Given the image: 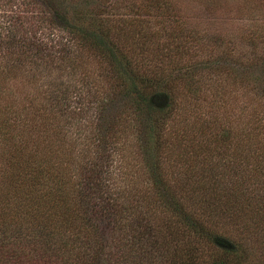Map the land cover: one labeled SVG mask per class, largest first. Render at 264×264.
I'll use <instances>...</instances> for the list:
<instances>
[{
	"label": "trees",
	"instance_id": "trees-1",
	"mask_svg": "<svg viewBox=\"0 0 264 264\" xmlns=\"http://www.w3.org/2000/svg\"><path fill=\"white\" fill-rule=\"evenodd\" d=\"M128 1L0 0L18 21L0 30V264L249 261L223 226L248 210L232 188L249 173L258 184L264 156L218 106L232 99L243 115L261 94L264 112V81L243 75L264 62V31L220 27L211 39L170 0ZM89 109L81 142L69 123ZM46 122L57 144L42 139Z\"/></svg>",
	"mask_w": 264,
	"mask_h": 264
},
{
	"label": "rangeland",
	"instance_id": "rangeland-1",
	"mask_svg": "<svg viewBox=\"0 0 264 264\" xmlns=\"http://www.w3.org/2000/svg\"><path fill=\"white\" fill-rule=\"evenodd\" d=\"M171 2L175 3V10L179 15V18L182 20H185L188 22L189 27L196 26L199 28H204L208 26L210 29L209 36L212 39L213 33L217 32V28L220 27H227L232 28L233 30L237 29H244V31L248 28H253L255 31H264V0H170ZM126 2H129L128 0H120L119 8L130 11L129 7H126ZM131 2V1H130ZM4 3V2H3ZM2 3V4H3ZM0 3V30H4V26L9 23L10 20L13 17L10 16V12H8L9 9H4L5 5H2ZM15 21V20H14ZM16 24L18 21H15ZM244 32L240 33V41L243 39ZM243 46V45H242ZM84 58V59H83ZM83 59V67L87 68L88 71L94 70L95 67V61L92 59V57H85V54L82 55L81 60ZM232 62L234 64L240 63L238 58L232 57ZM84 69V68H83ZM252 75L253 77L256 75L261 80L264 81V62H262L260 65L253 67V70H246L243 75ZM1 75V74H0ZM61 79V78H59ZM258 84L263 85L262 83H255L254 86H257ZM262 87V86H261ZM28 91L32 93L33 97H36L38 94L36 91H33L30 87H28ZM255 90H258L255 89ZM237 89L234 88L232 91L233 93H237ZM252 96V94H251ZM250 96V97H251ZM263 95H257V97L254 99L255 103L253 102L248 110L245 109V112H243V115L239 114V110L237 109V106L232 103V99H228L227 103H224L220 106H218V114L222 115V120L224 122V125H234L238 126V128H242L241 126L246 129V136L249 135L250 140L252 142L259 141L258 145H255L253 147V151H260L261 155L264 156V133H261V127L259 126L262 123V126H264V112L262 109V104H260L259 100H262ZM164 100L161 98L158 99V103L162 104ZM237 102V100H236ZM92 109L84 110V112L81 114V117H75V119H71L72 122L69 124L72 126L73 129L77 130L79 128V131L81 132V135L76 131V140L81 142H86L89 139L83 137L84 131H81L84 127H94V125L91 123L93 118ZM57 122L54 120V124ZM134 123V121L130 122ZM239 124V125H238ZM52 123H45V131L44 135L42 136V139L45 140V143H49V146L52 144H57L59 141V135L56 134L54 127ZM241 125V126H240ZM55 126V125H54ZM127 127L128 124H125ZM258 126V127H257ZM125 131L130 132V128L123 129ZM37 130L32 131L30 134L36 133ZM248 137V136H247ZM41 138V137H40ZM130 138V136L128 137ZM33 139V138H32ZM72 139V138H71ZM34 141V139L32 140ZM52 143V144H51ZM72 143V140L70 141V144ZM37 144V142H36ZM38 145V144H37ZM233 145V144H232ZM43 148L42 144L40 146ZM127 148H129L127 146ZM254 153V152H253ZM80 154V155H79ZM79 155L75 161L76 166L79 161H81L82 158H86L87 155L85 152H79ZM51 155V153H50ZM129 157H131V154H128ZM247 159H250L248 157ZM173 160V158H170V161ZM52 162L53 166L54 163L58 164L57 161L54 162L53 159H50L49 162ZM250 161V160H249ZM173 162V161H172ZM63 163L62 166H59L61 168H64V172H60L61 174L58 176L60 180L66 181L68 175L65 172H69L71 169V164H65ZM49 165V164H48ZM126 166V165H125ZM127 168V166H126ZM59 170V169H55ZM128 170V168H127ZM53 171V170H52ZM54 172V171H53ZM253 175L249 173V175H243L240 177V180L243 181V186H239L238 188H232V202L234 205L238 204V202H243L244 208L246 210L245 212L239 211V213L232 212V222L227 221L228 223L225 224L223 227L230 230H226V235H230L232 237V243H234V239L236 241L241 242L242 246L246 247L249 252V261L245 264H264V175L260 177L257 181L258 184H255L253 179ZM3 185V182H1ZM245 185V186H244ZM259 185V187H258ZM246 189L244 190L243 188ZM70 186L66 187V189H69ZM255 188H258V191L256 192L259 194V197L257 199H249L245 200L243 199L242 195H247L250 192H252ZM4 188L0 190V192L3 191ZM251 196V194H250ZM252 197V196H251ZM197 198H200V194L197 196ZM232 223V224H231ZM262 223V224H261ZM250 224L254 228L255 225L261 224L262 228L260 230L256 229L254 230L255 233H258V235L262 234L260 238L256 239L255 234L249 235L246 231H244V225ZM263 229V230H262ZM224 239V238H223ZM227 242L228 241H223ZM261 253V254H260ZM260 254V257L259 255ZM258 260H263L262 262H259Z\"/></svg>",
	"mask_w": 264,
	"mask_h": 264
}]
</instances>
